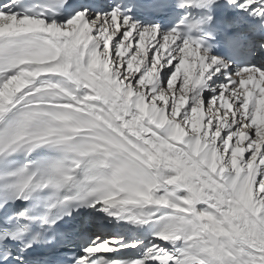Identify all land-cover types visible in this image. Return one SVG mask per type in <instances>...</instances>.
Wrapping results in <instances>:
<instances>
[{
    "label": "snow or ice",
    "instance_id": "1",
    "mask_svg": "<svg viewBox=\"0 0 264 264\" xmlns=\"http://www.w3.org/2000/svg\"><path fill=\"white\" fill-rule=\"evenodd\" d=\"M0 264H264V0H0Z\"/></svg>",
    "mask_w": 264,
    "mask_h": 264
}]
</instances>
